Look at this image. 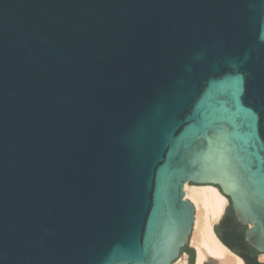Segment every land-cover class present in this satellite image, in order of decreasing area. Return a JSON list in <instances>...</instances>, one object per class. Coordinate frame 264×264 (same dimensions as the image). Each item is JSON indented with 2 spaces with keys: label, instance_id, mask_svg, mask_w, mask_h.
Returning a JSON list of instances; mask_svg holds the SVG:
<instances>
[{
  "label": "water",
  "instance_id": "water-1",
  "mask_svg": "<svg viewBox=\"0 0 264 264\" xmlns=\"http://www.w3.org/2000/svg\"><path fill=\"white\" fill-rule=\"evenodd\" d=\"M187 184L264 255V0H0V264H175Z\"/></svg>",
  "mask_w": 264,
  "mask_h": 264
},
{
  "label": "bare ground",
  "instance_id": "bare-ground-1",
  "mask_svg": "<svg viewBox=\"0 0 264 264\" xmlns=\"http://www.w3.org/2000/svg\"><path fill=\"white\" fill-rule=\"evenodd\" d=\"M186 198L196 208L195 225L191 246L196 250V264L216 260L217 264H245L244 260L233 253L221 242L214 226L224 215L228 199L213 186H185ZM264 262V255L260 257ZM178 264V263H177ZM183 264H188L186 261Z\"/></svg>",
  "mask_w": 264,
  "mask_h": 264
},
{
  "label": "trees",
  "instance_id": "trees-1",
  "mask_svg": "<svg viewBox=\"0 0 264 264\" xmlns=\"http://www.w3.org/2000/svg\"><path fill=\"white\" fill-rule=\"evenodd\" d=\"M227 219L228 222L226 221V225L231 234L227 241L222 239L219 227L215 228L216 235L220 238L221 242L226 244V246H228L233 253L243 258L246 264H262L258 261L259 253L245 243L244 233L246 228L237 222L231 207L227 211ZM183 253H188L190 255L191 262H193L195 257V251L193 249L186 247L183 250Z\"/></svg>",
  "mask_w": 264,
  "mask_h": 264
},
{
  "label": "rangeland",
  "instance_id": "rangeland-1",
  "mask_svg": "<svg viewBox=\"0 0 264 264\" xmlns=\"http://www.w3.org/2000/svg\"><path fill=\"white\" fill-rule=\"evenodd\" d=\"M230 208L229 206V203L227 204V207L225 209V212H224V215L222 216L221 218V222L222 221H227L228 222V219H227V211L228 209ZM221 222H218L216 223V227H220V223ZM194 232V231H193ZM192 236H193V233H192ZM192 236H191V239H192ZM191 245V244H190ZM191 249H193L195 251V257L193 259V262H191V258H190V255L188 253H183V255L176 261L175 264H183L185 261L188 263V264H196V250L193 248V247H190ZM258 260L260 261V257L258 258ZM205 264H217V261L216 260H208Z\"/></svg>",
  "mask_w": 264,
  "mask_h": 264
},
{
  "label": "flooded vegetation",
  "instance_id": "flooded-vegetation-1",
  "mask_svg": "<svg viewBox=\"0 0 264 264\" xmlns=\"http://www.w3.org/2000/svg\"><path fill=\"white\" fill-rule=\"evenodd\" d=\"M219 232H220L221 237H222L223 240L227 241L228 238H230L231 234H230L229 229H228V227L226 225V221H222L220 223Z\"/></svg>",
  "mask_w": 264,
  "mask_h": 264
}]
</instances>
